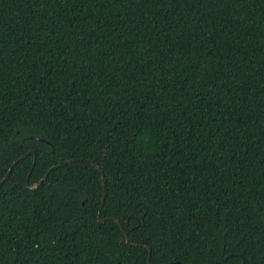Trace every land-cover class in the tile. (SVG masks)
<instances>
[{"label":"trees","instance_id":"16d2710c","mask_svg":"<svg viewBox=\"0 0 264 264\" xmlns=\"http://www.w3.org/2000/svg\"><path fill=\"white\" fill-rule=\"evenodd\" d=\"M9 168L0 264H264V0H0Z\"/></svg>","mask_w":264,"mask_h":264},{"label":"water","instance_id":"95a60500","mask_svg":"<svg viewBox=\"0 0 264 264\" xmlns=\"http://www.w3.org/2000/svg\"><path fill=\"white\" fill-rule=\"evenodd\" d=\"M17 161H18V160H17ZM17 161H15V162L13 163V165H14ZM34 161H35V158H34V160H33V164H34ZM68 162H70V161H67L66 163H68ZM52 168H53V167H51V168L45 173V175L43 176V178H41L40 181H39L37 184H35V185H33V186H29V187H36L37 185H39L40 183H42V182L45 180V178L47 177L49 171H50ZM10 171H11V168H9V170H8V172H7V175H6V176L0 181V183H1L2 181L5 180V178L9 175ZM27 183H28V180H26V184H27ZM102 205H103V197H102V200H101V203H100V207H99V210H98V213H97V219H98V221L101 222V223L104 222V220H102V219L100 218ZM116 222H117L118 225L121 227L120 223H119L118 221H116ZM125 236H126V235H125ZM125 242H126V244H129V245H132V246H137L136 244L129 243V240H128V237H127V236L125 237ZM144 247L148 250V259H149V258H150V252H151V249H150V247H148V246H144ZM175 264H180V263H179V262H176Z\"/></svg>","mask_w":264,"mask_h":264}]
</instances>
